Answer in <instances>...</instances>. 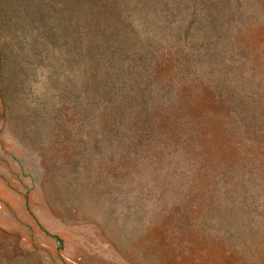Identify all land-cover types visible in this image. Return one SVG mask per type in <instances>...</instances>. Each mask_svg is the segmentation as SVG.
I'll return each instance as SVG.
<instances>
[{
  "label": "rangeland",
  "instance_id": "374dc122",
  "mask_svg": "<svg viewBox=\"0 0 264 264\" xmlns=\"http://www.w3.org/2000/svg\"><path fill=\"white\" fill-rule=\"evenodd\" d=\"M13 3L0 264H264V0Z\"/></svg>",
  "mask_w": 264,
  "mask_h": 264
},
{
  "label": "trees",
  "instance_id": "16d2710c",
  "mask_svg": "<svg viewBox=\"0 0 264 264\" xmlns=\"http://www.w3.org/2000/svg\"><path fill=\"white\" fill-rule=\"evenodd\" d=\"M53 1V0H52ZM17 0H15V5H16ZM49 2V0L47 1H43V0H21V3L23 5V13H25L26 15H31V14H36L38 11H41L42 9H44L45 5ZM16 9V6H15ZM14 11V3L13 0H0V24L3 23L4 21H6V24H11V13ZM43 12V10H42ZM41 12V13H42ZM15 15V12H14ZM46 21V19H44V22ZM14 23H15V19H14ZM66 26L64 28V30L62 31H67L69 29V31L67 32H74V25L72 26V24H70L69 22L65 23ZM46 27H50L51 31H53V34H56L57 36H66V33H59V29H60V25L59 23H53V25L50 26V23H46L44 24ZM58 38V37H56ZM9 55L8 53H3L1 54L0 51V67H5L7 62H8V58ZM1 69V68H0Z\"/></svg>",
  "mask_w": 264,
  "mask_h": 264
}]
</instances>
